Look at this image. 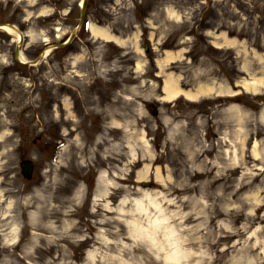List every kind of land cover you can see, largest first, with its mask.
<instances>
[{
  "label": "rangeland",
  "instance_id": "1",
  "mask_svg": "<svg viewBox=\"0 0 264 264\" xmlns=\"http://www.w3.org/2000/svg\"><path fill=\"white\" fill-rule=\"evenodd\" d=\"M81 3L0 0V24L35 60ZM80 23L36 65L0 30V264H163L171 241L181 264H264V86L247 87L264 77V0H88ZM171 73L215 90L168 101Z\"/></svg>",
  "mask_w": 264,
  "mask_h": 264
},
{
  "label": "bare ground",
  "instance_id": "2",
  "mask_svg": "<svg viewBox=\"0 0 264 264\" xmlns=\"http://www.w3.org/2000/svg\"><path fill=\"white\" fill-rule=\"evenodd\" d=\"M5 28L8 32L13 33L16 36V38L19 40L20 33H18L17 30H15V29L7 26V25L5 26ZM90 30H91L92 35L98 39H103V40L109 39V40H115L117 43H122V44L126 43L123 39L114 36L107 27L104 28V27L98 26L95 23H91ZM224 34H225V36L223 38L224 39L223 43H219V45H221V46L227 45V44L230 45V44H235L237 42V39H235V38L229 39V38H227L226 33H224ZM136 39H139L138 35H137ZM166 53H167V55L165 56V58L161 62L160 67H162V68H164L165 64H171V63H174L176 61H179L183 57L184 51L182 49H179L177 51L168 50ZM22 58H24V57H22ZM138 66H142L141 62H138ZM260 86L261 87L264 86V77L263 76L262 77H256L252 84L247 83V87L249 89H253V90H258V88H260ZM214 90L215 89H213V87L204 86V85H201L197 90L183 89L180 85V78L177 76L175 77L174 74H172V73L166 76L165 83H164L165 98L169 101H173L181 95H183L187 99L197 100L198 98L202 97L203 95L211 93ZM223 92L227 93L228 91L223 90ZM220 93H222V92H220ZM0 161H1V159H0ZM1 166L2 165L0 163V167ZM147 170H149V169L147 168ZM143 175H144V173L142 172L140 174L141 178H143ZM156 175H157L158 180L162 179V175H161L159 168H158ZM104 176L106 178V174H103V176L101 177V180H102L101 182L105 181ZM108 184H110V183H107V185ZM161 221H162V219H158L157 222L155 221V226H158V224H160ZM171 235H172V231L168 230L166 232V236L168 238H170ZM173 244H175V241L174 242L171 241L170 243H167L166 245L165 244L159 245L160 249H159V254L157 255V257L162 253V251H164L166 254V255L160 257L163 261V264H181L182 259L186 255H188L187 253H184L183 250H177L175 247H174L175 248L174 251H170L164 247V246H166V247L168 246L172 250ZM178 244H179V242H178ZM181 244H183L182 240H181ZM156 264H157V262H156Z\"/></svg>",
  "mask_w": 264,
  "mask_h": 264
}]
</instances>
